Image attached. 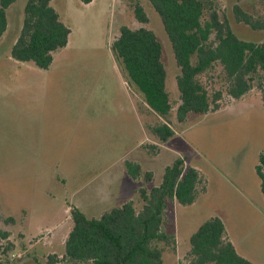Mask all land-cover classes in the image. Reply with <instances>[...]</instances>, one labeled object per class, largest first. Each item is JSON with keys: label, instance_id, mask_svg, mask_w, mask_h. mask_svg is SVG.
I'll list each match as a JSON object with an SVG mask.
<instances>
[{"label": "rangeland", "instance_id": "obj_1", "mask_svg": "<svg viewBox=\"0 0 264 264\" xmlns=\"http://www.w3.org/2000/svg\"><path fill=\"white\" fill-rule=\"evenodd\" d=\"M27 1L8 9V30L0 39V231L8 232L14 245L9 264H46L52 253L61 255L73 227V208L89 219L131 200L140 209L138 188L159 187L165 169L178 158L186 169L202 173L209 190L191 206L169 205L167 225L177 245L164 254L165 264H190L191 237L214 217L223 218L230 237L264 264V198L255 170L264 155L261 93L254 90L238 102L226 99L219 111L191 113L184 123L175 121L174 112L175 136L151 155L144 146L158 144L149 127L159 119L149 110L143 114L141 98L111 49L121 26H142L130 0L91 5L53 0L72 34L46 71L11 58ZM139 1L150 20L145 27L162 44L167 86L177 107L180 69L170 39L150 2ZM215 1L241 39L264 42V32L236 23L232 14L238 4L264 18V0ZM206 81L211 90L221 86L215 77ZM126 161L153 172V181H131ZM248 183L256 184V193L254 188L242 191ZM9 218L13 222L7 223Z\"/></svg>", "mask_w": 264, "mask_h": 264}, {"label": "trees", "instance_id": "obj_2", "mask_svg": "<svg viewBox=\"0 0 264 264\" xmlns=\"http://www.w3.org/2000/svg\"><path fill=\"white\" fill-rule=\"evenodd\" d=\"M17 1L0 0V39L8 30L7 11ZM148 1L162 20L180 69L177 107L167 86L162 44L155 32L145 27L150 20L139 0H130V7L142 26H121L111 49L130 87L161 119L149 127L158 140V144L144 146L149 154L158 155L162 145L175 136L170 119L174 112L175 121L184 123L191 113L217 112L226 99L238 102L254 90L261 93L264 104V42L241 39L215 0ZM52 3L53 0L27 1L22 28L11 49L13 60L32 63L46 71L52 66L54 55L68 46L72 29ZM232 14L236 23L264 32V18L248 13L238 4L233 6ZM213 77L221 86L211 90L206 79ZM125 169L134 183L153 181V172L144 171L139 163L126 161ZM256 171L264 198L263 154ZM206 189L202 173L192 167L186 169L185 160L178 158L165 169L159 187L138 188L140 209L131 200L99 219H89L73 208V227L64 254L49 255L46 264H165L164 254L169 249L174 251L177 245L175 232L167 225L169 205L177 202L191 206ZM9 238L8 232L0 231V264H9L14 249ZM187 257L190 264H254L238 253L218 217L204 222L193 234Z\"/></svg>", "mask_w": 264, "mask_h": 264}, {"label": "crops", "instance_id": "obj_3", "mask_svg": "<svg viewBox=\"0 0 264 264\" xmlns=\"http://www.w3.org/2000/svg\"><path fill=\"white\" fill-rule=\"evenodd\" d=\"M95 2V0H93L91 3H90V5L91 4H93ZM142 101V100H141ZM142 107H141V109H142V111H143V114L146 116V114H145V110H149L153 115H155L147 106H146V104L142 101ZM155 117H157V121H158V119H159V122H160V118L157 116V115H155ZM156 123H158V122H156ZM153 144H156L155 142L153 143ZM255 170H256V168H255ZM256 174H257V171H256ZM130 179V178H129ZM131 180V179H130ZM132 181V180H131ZM207 182V189H206V191H205V193H203V194H207V192H208V190H209V181H206ZM256 185V184H255ZM255 185L253 186L252 185V188H254V192H255ZM260 185H261V183H260ZM252 188H251V185H250V183H248L247 184V186L246 187H243V189H242V191L243 192H246V190H252ZM260 191H261V186H260ZM256 193V192H255ZM262 193V192H261ZM242 194H244V193H242ZM223 222H224V224H225V227H226V231H227V236H228V239L234 244V246L236 247V249H237V251H238V253L241 255V256H243L244 258H246V259H248V260H250L252 263H254V264H259V262L256 260L257 258L256 257H253L252 256V254L249 252V249H247L246 247H243V246H241L240 245V243H238L235 239H233V238H231L230 237V235H229V231H228V229H227V225H226V223H225V221H224V219L222 218L221 219ZM72 230V229H71ZM71 232V231H70ZM69 232V233H70ZM69 235V234H68ZM67 238H68V236H67ZM67 240V239H66ZM66 242V241H65ZM64 249H65V245H64ZM65 251V250H64ZM52 254H56V253H52ZM51 254V255H52ZM64 254V252H62V254L61 255H58V254H56V255H58L59 257H62V255ZM262 254V253H261ZM263 255V254H262ZM259 258V257H258Z\"/></svg>", "mask_w": 264, "mask_h": 264}]
</instances>
